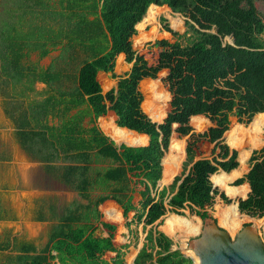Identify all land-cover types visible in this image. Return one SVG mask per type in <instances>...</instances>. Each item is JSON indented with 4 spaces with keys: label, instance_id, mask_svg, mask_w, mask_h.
<instances>
[{
    "label": "trees",
    "instance_id": "trees-1",
    "mask_svg": "<svg viewBox=\"0 0 264 264\" xmlns=\"http://www.w3.org/2000/svg\"><path fill=\"white\" fill-rule=\"evenodd\" d=\"M254 1L60 0L57 9L49 0L46 4L34 0L38 12L42 16L44 12L43 18L29 0L15 1V8L11 6L15 3L9 6L6 0L1 4L0 73L12 81L24 78L29 85L41 81L56 87L53 92L48 90L42 101H29L11 117L18 140L29 153L53 149L78 162L65 166L60 177L88 202L69 208L39 251L31 243H23L15 262L0 264H124L123 249L127 245L117 247L113 243L116 226L102 222L109 236L101 237L94 234L93 223L84 220L82 208L91 209L97 217L98 206L107 199L121 207L126 227L132 222L149 226L133 264H193L178 248L172 249L173 240L156 228V222L167 211L181 214L185 207L203 220L210 217L207 209L217 195L224 203L231 202L213 183L233 200L244 192L235 190L240 187L235 185L247 183L249 191L237 200L238 208L232 205L227 209L230 222L238 211L251 217L264 215V146L252 151L248 171L234 181V186L218 185L213 178L217 171L230 172L239 164L237 151L223 143L230 117L244 124L258 113L262 114L257 117H264V15ZM151 5L167 6L180 13L185 30H173L161 17V30L175 40L161 38L154 43L159 49L149 46L135 51L131 39L137 32L136 24ZM36 17L41 27L22 30L23 21L36 27ZM41 36L45 41L38 44ZM227 36L233 44L224 40ZM141 43L137 39L135 45ZM58 44L60 52L45 70L38 72L34 64L26 63L31 50L42 49L43 57L49 52L48 46L55 48ZM119 53L132 63L124 75L114 73ZM162 69L168 70L164 82L170 100L166 117L156 123L142 110L139 83L156 78ZM99 71L110 73L117 80L116 87L103 93ZM83 105L88 110L81 109ZM74 108L77 112L71 113ZM108 110L115 113L117 127L145 134L147 143L118 145L105 135L96 120ZM48 115L56 116L59 124L49 125ZM161 115L156 114L159 118ZM87 116L92 125L85 127L82 121ZM195 116L205 119L201 131L190 125ZM257 117L249 127L252 133H257ZM173 131L187 136L185 159L181 173L159 189L162 169L163 183L174 171L171 156L163 158ZM137 133L132 144L146 137ZM210 145L213 156H202ZM53 156L48 153L39 158L50 160ZM98 158L111 163L102 172L93 168ZM96 186L103 192L91 199ZM130 212L134 214L128 220ZM188 219L198 233L199 218ZM219 225H224L223 220ZM107 251L115 252V256L105 259Z\"/></svg>",
    "mask_w": 264,
    "mask_h": 264
},
{
    "label": "rangeland",
    "instance_id": "rangeland-1",
    "mask_svg": "<svg viewBox=\"0 0 264 264\" xmlns=\"http://www.w3.org/2000/svg\"><path fill=\"white\" fill-rule=\"evenodd\" d=\"M6 1L8 2L9 6H10V3H15V4H11V6H13V8H15L16 7L15 5H17V2H15V1H19V0H6ZM3 2H5V0H0V12L2 11L1 4H3ZM29 2L31 3L32 8H34V10L37 11V14L41 15L38 12V7L35 6L36 2H34V0H29ZM39 2H41V0H38L37 3H39ZM46 2H47V0H43V4H46ZM51 2L55 6V8L59 9L58 0H51ZM43 4H41V6ZM254 4L256 5L257 9L261 12V14L264 15V0H255ZM150 8H154L153 9V21H151L150 23L144 24L142 29H139L138 27H136L137 32L135 35H133V37L131 39L132 48L135 51H140L143 48H147L149 46H154L155 41L158 39H161V38L167 39L170 42H173L175 40L169 32L161 30V23H160L161 17H165L169 27L172 28L173 30L178 31L180 33H182L185 30L184 17L180 13L172 12L167 6H153L152 5L149 7V9ZM43 16H45L44 12H43ZM43 16L41 15V18H43ZM143 18H142V20H143ZM141 21L139 23H141ZM175 22H176V25H175ZM35 23H37V24H35L37 26L32 27L28 23H25L23 21L21 28H22V30L24 29L25 32H29V30H31V29H35L37 27L42 26V25H40L41 22H40V19L38 17H36ZM137 39H141V41H142V43L139 44V46L135 45V42ZM229 39H230V37L224 38L225 41H229ZM154 47L159 49L158 46H154ZM29 59L30 60L31 59L36 60L37 55L35 53H33V54H31ZM118 65H119V63H117V60H116L114 68H115V73L117 75H122V74L126 73L127 70L130 68V64L125 63L124 69L119 70V69H117ZM166 74H167V69H162L158 73V76L156 78H154V79L145 78V79H142L139 83V89H140L142 96H143V100H142V104H141L142 110L146 113V115L152 121H154L156 123H161L162 120L166 117L168 102L170 100V95H169V92L167 90V86L164 82ZM108 75L109 74L100 73V76H99V81L101 83L103 92H106L111 87H114V85L116 83V79H112ZM38 87L40 88L41 86H38ZM156 114H159V115L162 114L161 118L157 117ZM259 114H262V113H258L256 115H254L248 124L241 123L237 120V118L235 116H231L229 129L223 135V143H226L231 149H235L237 151L238 162H239V154L241 152H247V154H248V157L245 161L246 163L241 164L239 162L236 169L239 168L238 169L239 170L238 175H240V176H238V175L235 176L229 182V184L232 186H234L233 183L237 178L241 177L243 174H245L248 171V169H249V157H250L252 151L255 149H260L261 147L264 146V117H261V118L257 117ZM108 115H112L111 110H108ZM109 117H111V116H109ZM255 117L258 118V122H259V123L257 122L258 123V129H257V133H252V131H250L249 127L251 125L252 120ZM109 120L115 125V123H114L115 120H111V119H109ZM190 125L192 126V128L195 131H201L205 126V119L203 118V116H195V117L191 118ZM99 126H100V124H99ZM115 126L117 127V125H115ZM100 128H101V126H100ZM232 128H236V132H237L236 133L237 138L235 139L236 143L234 145H232L230 143V140H229L230 138L227 135L228 131ZM101 129L106 135H108L111 139H113L116 144H119V143L132 144L134 138L136 137V135L134 134L133 136H130V139L128 141L118 140L108 130H105L103 127ZM120 129H124V128H120ZM137 134L145 136L144 134H140V133H137ZM186 139H187V136H179L176 132L172 133L168 149L166 150L163 158H165L167 156H171L170 159L173 163L174 171L171 173V175L169 177H167V181L165 183L162 182V178H163V174H162V178H161L162 186H168L171 183L174 176L179 175L181 173L182 162L185 159L184 148L186 145ZM146 141H147V138L143 137L141 142H139L138 144L139 145L145 144ZM211 147H212V145L209 146L207 151L202 156L212 157L213 154L210 153ZM163 158H162V161H163ZM110 164H111L110 160H108V159L103 160L101 158H98L97 160L94 161L93 168L96 172H102ZM219 172H222V171L219 170L216 173H219ZM230 172H226V173H230ZM212 183H213V181H212ZM213 185L215 188L218 189L219 192H223L231 200V202L230 203H224L223 200H221L220 197L217 195L215 197L213 205L207 209L209 216L216 219L218 224H219V220H223L224 225L223 226L221 225V226L224 227L229 232L231 237H233V238L235 237L236 233L238 232V230L242 226H244L245 224H252V226L255 227V231L257 232V234L260 235L261 239L264 241V229H263L264 218L261 220H257V219L262 218L264 215L262 217H251V216H248L244 213H239V211H238L234 221L232 220L230 222L228 220L229 216L226 214L227 209L232 205H236L237 200L239 198L246 197V195L249 191L248 189H246L247 183L245 182V183H242L241 185H235V186H240L239 188H237L235 190H237L238 192H242V191H244V192H243V194L237 196L234 200L229 195H227L221 187L215 185L214 183H213ZM218 185H220V184H218ZM242 186L245 187V189H243ZM102 192L103 191L100 188V186H96L92 190L91 199H95L97 196L101 195ZM70 193L72 194L71 199H73V202H72L73 205L72 206H74L76 202L80 203L81 205L86 204L88 202L87 200L82 199L75 192H73V193L70 192ZM136 201H137V199L135 198V202ZM107 203H111V201L107 200L104 204H100L98 206L99 215H97V217H95V213L93 211H91V209L82 208L84 220H89L91 223H93V225L95 227L94 234L96 236H103V235H107V233H108L107 230L104 229L102 227V225L100 224L101 222H109V223L116 225V229L114 231V243L117 246H119L121 244L127 245V247L123 250L124 251V264H133V257L136 255L137 251L143 245L144 237L146 235L147 228H149V226L147 228H144L142 223L132 222L130 224L129 228L126 227L124 224L125 219L123 218L120 209L117 210L116 207L111 206V205H106V209H109L108 207H110V210L115 209L118 212L120 218L118 220H115V221L114 220H107L106 214H105V210H106L105 208H104V212H103V205H105ZM231 203H233V204H231ZM68 206H69V204L65 203L64 207H68ZM180 212H181V214H177V213H174L171 211H167L166 214L163 215L156 222V224H157L156 228L158 230L162 231L163 233H165V235H167L168 237H170L173 240L172 249L178 248L184 255H186V256L192 255L193 256L194 254L191 250H189L187 248V244L189 241L194 240L196 235L199 233V232L195 233L197 231L196 227H195V229H193L192 231H190L188 233H184L180 230H178L174 233H169L165 227V220L167 218H170L171 216H178V217L187 218V219L193 218L195 216L199 218V216H197L195 213L191 212L190 209L187 207H185L184 209H181ZM56 213L57 212H55V216H56ZM87 213L89 214L88 217H86ZM240 214H241V217H240ZM238 215H239V217H238ZM242 215L246 216V218L243 217ZM132 216H133V212H130L128 220H130L132 218ZM206 219H208V218H206ZM199 220H200V229H201V226H202V223L204 220H201L200 218H199ZM130 229H131V232L129 231ZM51 231H52L51 227L45 228V229L40 228V231H36L38 234V236L35 237L36 239H30V241H32V243L35 244L34 246L36 248V251H38L40 248H42L45 245L46 235L48 237V234H50ZM28 232H29L28 230H25L23 227H21L18 224L14 230V233L17 234L14 236L15 241H19V240H28L29 241V239H27ZM11 235H12L11 231H9L5 228H0V236L3 239H5L4 241H7L8 244H9V241H11L10 240ZM8 248H9V246H8ZM19 252L20 251H18V249H16L15 247H14L13 251L9 250V251L5 252V250H2V251H0V261L15 262L18 258L17 256H18ZM113 255H114V253L107 252L105 257L109 258V257H112ZM194 256H193V258H195Z\"/></svg>",
    "mask_w": 264,
    "mask_h": 264
},
{
    "label": "crops",
    "instance_id": "crops-1",
    "mask_svg": "<svg viewBox=\"0 0 264 264\" xmlns=\"http://www.w3.org/2000/svg\"><path fill=\"white\" fill-rule=\"evenodd\" d=\"M59 2L60 0H58V5ZM51 4L53 3L51 2ZM153 6H157V5H153ZM139 29H142V27ZM35 39L37 40V37H34V40ZM44 41H45V37H42L37 40V43L38 44L43 43ZM48 49H49L48 54L43 57H40V52L42 49L37 48L31 50L29 55L27 54L25 57L26 63L34 64L38 72L45 70L55 59V57L59 54L60 45L58 44L55 48H51V46H48ZM33 53L37 55L36 60L29 59V57ZM116 60L117 63H119V65L117 66V69L119 70L124 69L125 63L130 64V67L132 66V63H128L125 61V55L123 53L117 54L115 61ZM129 69L127 70V72L129 71ZM100 73L109 74L108 76L112 78L110 76V73L99 71L97 74L98 80ZM114 73H115V68H114ZM116 83L114 87H116ZM38 86L41 87L39 88ZM55 88H56L55 85L49 86L45 82H41V81H36L33 83V85H29L24 78L20 79V81H17L15 79L12 81L11 78L9 79L0 73V228H5L12 232L10 239L11 241H9V244L7 243V241H4L5 239H3L0 236V251L2 250H5V252L9 250L13 251L14 247L18 249V251H20V247L23 243H31L34 246L35 244H33L32 241H30V239H36L35 237L38 236L36 231H40V228L45 229L51 227L53 229L54 226H56L61 221V216L64 213H66V211L69 208L70 209L74 208L77 206V204H80L76 202L75 205L72 206L73 199H71L72 194L70 192L72 193L75 192L76 194L78 193L77 191L66 185L61 180L60 177V173L62 172L63 168H65V166L77 164L78 162H74L69 157H65L61 152H56L53 149L43 148L41 152H36V153L27 152L25 148L22 147L21 143L18 140V137L16 135V126L11 118L13 115H17L19 108H24L29 103V101L30 102L31 100L42 101L45 97H47V91L49 90L53 92ZM12 103H13V108L11 107ZM17 104H19V106H17ZM81 109L88 110L86 105H83ZM8 112H10V114ZM75 112H77V108H74L71 111V113H75ZM111 112L112 115H108V111H107L105 115L99 116L97 118L96 124L99 128L100 126L102 128L103 125L102 123L107 122L110 118L111 120L116 119L115 113L113 111ZM47 118H48L47 123L49 125L59 124L58 118L56 116L52 117V115H48ZM89 119L90 116L85 117L82 121V125L85 127L91 126L92 124L89 123ZM173 127H176V124L173 125ZM136 133L137 132H135L134 134L136 135ZM146 138L148 141L147 136ZM147 141L145 142V144L147 143ZM145 144H140V145H145ZM48 153H53L54 156L52 159L41 160L39 158L40 155L48 154ZM163 169H162V174H163ZM161 178L157 182V187L159 189L164 187L162 186ZM135 198L138 200V197ZM107 200L111 201V203H107L103 205V212H104V208H106V205H111L116 207L117 210L120 209L122 213L121 207L114 200L112 199H107ZM107 200H105L101 204H104ZM65 203H68L69 206L64 207ZM55 212H57L56 216H55ZM18 224L21 227H23L25 230L29 231L27 237L29 241L28 240L15 241L14 236L17 234L14 233V230ZM129 231L131 232V230ZM107 232H108L107 235H103L101 237L109 236V231L107 230ZM49 235L50 234H48V237L46 235L45 244L48 242ZM113 243H114V234H113ZM122 245L125 244H121L119 246ZM107 252H112V251H107ZM106 253L103 255L105 259H110L115 256V252H112L114 253V255L112 257L107 258L105 257ZM55 264H59V263L56 262Z\"/></svg>",
    "mask_w": 264,
    "mask_h": 264
},
{
    "label": "water",
    "instance_id": "water-1",
    "mask_svg": "<svg viewBox=\"0 0 264 264\" xmlns=\"http://www.w3.org/2000/svg\"><path fill=\"white\" fill-rule=\"evenodd\" d=\"M228 43L232 44V39ZM236 206L238 208V202ZM187 248L197 257L198 264H264V241L252 224L242 226L233 238L213 217H208L194 240L188 242ZM188 256L195 264L193 256Z\"/></svg>",
    "mask_w": 264,
    "mask_h": 264
},
{
    "label": "bare ground",
    "instance_id": "bare-ground-1",
    "mask_svg": "<svg viewBox=\"0 0 264 264\" xmlns=\"http://www.w3.org/2000/svg\"><path fill=\"white\" fill-rule=\"evenodd\" d=\"M153 9L154 8H150L145 17L143 18V20L141 21V23L137 24L138 28H141L144 26V24L146 23H150L151 21H153ZM176 25V22H175ZM111 119V118H110ZM102 127L105 130H108L115 138H117L118 140H124V141H128L130 139V136H133L134 133L132 131L126 130V129H120L118 127H116L110 120H108L107 122H104ZM236 128H232L228 131L227 135L229 136V140L230 143L232 145H234L236 143L235 139L236 137ZM248 151V150H247ZM248 157L247 152H241L239 154V162L241 164L246 163V159ZM239 169V168H238ZM238 169H234L232 170L230 173H225V172H219V173H215L214 174V180L217 184L223 185V184H227L229 183L235 176H237L239 174V170ZM240 176V175H238ZM109 209L105 210V214H106V219L107 220H118L120 218L118 212L115 209L110 210V207H108ZM165 227L166 230L169 233H174L178 230L184 232V233H188L190 231H192L193 229H195V224L187 218H181L178 216H171L170 218H167L165 220ZM194 256V255H193ZM195 258V264H198V259L196 256H194Z\"/></svg>",
    "mask_w": 264,
    "mask_h": 264
}]
</instances>
